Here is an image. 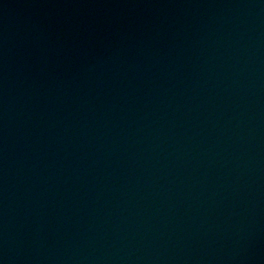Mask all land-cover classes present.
I'll list each match as a JSON object with an SVG mask.
<instances>
[{
  "label": "water",
  "instance_id": "water-1",
  "mask_svg": "<svg viewBox=\"0 0 264 264\" xmlns=\"http://www.w3.org/2000/svg\"><path fill=\"white\" fill-rule=\"evenodd\" d=\"M0 264H264V0H0Z\"/></svg>",
  "mask_w": 264,
  "mask_h": 264
}]
</instances>
